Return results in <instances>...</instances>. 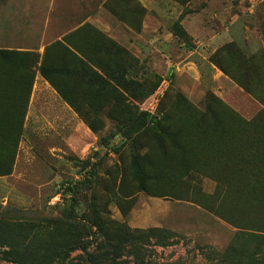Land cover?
<instances>
[{"label":"rangeland","instance_id":"obj_1","mask_svg":"<svg viewBox=\"0 0 264 264\" xmlns=\"http://www.w3.org/2000/svg\"><path fill=\"white\" fill-rule=\"evenodd\" d=\"M6 1L0 217L21 264H264V0H18L26 22Z\"/></svg>","mask_w":264,"mask_h":264},{"label":"trees","instance_id":"obj_2","mask_svg":"<svg viewBox=\"0 0 264 264\" xmlns=\"http://www.w3.org/2000/svg\"><path fill=\"white\" fill-rule=\"evenodd\" d=\"M175 34L176 36H182L184 34L183 29L179 23L175 25ZM189 47V46H188ZM53 74H61L67 75L65 70H41V75L47 77L48 75ZM109 79H115L118 81V84L122 88L123 91L127 93H131L133 96H136L141 91V84L139 82H127L123 76L116 77L113 74H107ZM150 119V123L153 127H156L158 131L152 134V142L156 144L159 148L164 147L165 145H170L176 150L181 149L179 136L175 133H172L167 127L159 126V122L156 118L146 115L145 120ZM91 130L94 132L95 130L91 127ZM139 131V130H137ZM150 159L147 156H136L132 162L131 169L132 174L134 176V180L137 183V187L141 192L148 193V176L146 174V168L149 165ZM3 218L0 217V248H9V251H5L0 253V264L1 263H17L21 264L20 255L17 251L12 250L13 245L10 243L11 241H15L10 237L3 234ZM87 253V250L84 251ZM116 260L113 261L115 263Z\"/></svg>","mask_w":264,"mask_h":264},{"label":"crops","instance_id":"obj_3","mask_svg":"<svg viewBox=\"0 0 264 264\" xmlns=\"http://www.w3.org/2000/svg\"><path fill=\"white\" fill-rule=\"evenodd\" d=\"M6 6L11 8L9 10H6V13H7V19H9V17L13 16V15H18L19 16V21L20 22H26L27 21V18H30L32 16V14H28V11L25 10V8H23L22 10H19V11H14L13 8H17L18 6L22 5L18 0H14V1H6L5 2ZM27 2H25V6H27ZM23 7V6H22Z\"/></svg>","mask_w":264,"mask_h":264}]
</instances>
